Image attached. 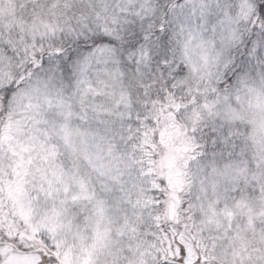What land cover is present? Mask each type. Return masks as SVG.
I'll use <instances>...</instances> for the list:
<instances>
[{"label":"snow or ice","instance_id":"1","mask_svg":"<svg viewBox=\"0 0 264 264\" xmlns=\"http://www.w3.org/2000/svg\"><path fill=\"white\" fill-rule=\"evenodd\" d=\"M0 264H264V0H0Z\"/></svg>","mask_w":264,"mask_h":264}]
</instances>
